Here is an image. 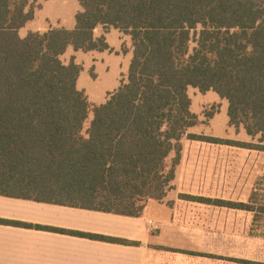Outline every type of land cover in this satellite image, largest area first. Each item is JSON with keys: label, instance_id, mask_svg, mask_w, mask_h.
I'll return each instance as SVG.
<instances>
[{"label": "trees", "instance_id": "16d2710c", "mask_svg": "<svg viewBox=\"0 0 264 264\" xmlns=\"http://www.w3.org/2000/svg\"><path fill=\"white\" fill-rule=\"evenodd\" d=\"M78 1L74 30L22 38L35 17L31 0H0L1 196L139 217L170 189L186 136L234 144L189 134L198 120L190 88L228 101L230 124L264 143V0ZM100 27L129 36L133 58L127 81L94 109L86 131L83 68L62 57L69 48L109 51L106 37L95 36Z\"/></svg>", "mask_w": 264, "mask_h": 264}, {"label": "crops", "instance_id": "0c3cea01", "mask_svg": "<svg viewBox=\"0 0 264 264\" xmlns=\"http://www.w3.org/2000/svg\"><path fill=\"white\" fill-rule=\"evenodd\" d=\"M50 1L44 0L34 20L27 24L29 32L44 34L53 29L74 30L76 16L82 11L80 3L76 0H60L57 3ZM59 4L68 8L64 11ZM64 12L66 15L63 16ZM95 36H105L110 46L109 51L87 52L95 56L98 61L96 63L100 65L99 73L102 74L107 68L103 61L109 64V56L106 54L113 49L119 51L130 37L115 29L106 32L103 27L96 30ZM69 52L74 56V53L80 51L69 48L64 57ZM131 59L132 53L128 54V65ZM69 60H74L82 66L75 58ZM103 64L104 67H101ZM106 71L108 72L107 69ZM111 71L112 78L118 75L117 69ZM190 89L191 111L197 116L200 114L196 111L198 107L196 108L195 100L201 99V104L205 105L224 100L213 91L206 94L199 91L201 96L192 98ZM207 96L209 100H206ZM105 102L106 100H103L101 104ZM188 141L190 142L189 139ZM181 144L184 150L183 140ZM174 155L175 153L167 161L169 169L173 167L176 159ZM223 162V159L218 157L182 155L175 167V179L165 197L162 200L150 199L139 217L0 195V221H3L0 222V264H174V258L168 257L169 252L166 251L174 254L182 252V255L186 254L191 260L198 259L200 264V257L204 256L203 245L205 246L207 239L232 232L225 231L223 223L215 220L218 216L214 210L227 207L213 206V197L207 199L212 195L209 191L213 188L208 187L207 183L200 185L195 182L191 174L204 175L203 177L211 173L221 174L222 170L216 167V164L223 165ZM232 163L230 160L225 164ZM193 179L194 182L190 183ZM239 204L250 205L247 202ZM207 206L209 210L206 209ZM230 209L247 215L254 214L233 207ZM17 223L32 227L19 226ZM48 229L120 239L129 244L108 243ZM238 235L248 236L239 232Z\"/></svg>", "mask_w": 264, "mask_h": 264}, {"label": "rangeland", "instance_id": "374dc122", "mask_svg": "<svg viewBox=\"0 0 264 264\" xmlns=\"http://www.w3.org/2000/svg\"><path fill=\"white\" fill-rule=\"evenodd\" d=\"M43 1L31 0L28 10L34 9L36 14L42 8ZM58 1L60 0H51L50 2L57 3ZM59 5L64 11L65 8H68L62 4ZM29 33L31 32L26 25L25 29L20 31V36L26 38ZM193 38L195 39V36ZM195 45L193 43L191 48H194ZM131 53L133 58L132 40L129 38L123 43L119 51L113 49L106 54L109 56V64L107 61H103V63L107 65L108 72L105 69L102 74L99 73L100 65L98 66L96 63L98 61L93 54L80 51L72 56L69 52L65 57H62V61L66 64L70 63V58H75L83 68L78 88L84 92L90 105L89 118L85 124L86 131L91 126L94 109L102 105L103 100L107 102L109 95L127 81L130 66L128 65V54ZM104 64L101 67H104ZM111 69H117L118 75L112 78ZM190 91L192 98L201 96L199 90L191 88ZM206 100H209V96ZM195 101L196 108L198 107L196 111L200 115L197 116V125L189 130V134L234 143L211 144L196 140L189 142L187 136L183 139L184 150L182 149L183 152L180 157L182 155L189 157L209 156L223 159V165L216 164V167H220L222 170L221 174L214 172L215 174L205 175L207 177L191 174V177L195 178V182L200 183V185L207 183L208 187L213 188L209 191V194L212 193V195L208 196L207 199L213 197L214 200H211L213 206H220L218 203H223V206L228 209L216 208L217 210L214 212L218 217L215 216L217 217L215 220L218 219L223 223L225 231L234 233H224L221 236L212 237L213 239L208 238L205 246L203 245L202 254L204 256L200 257V264H264V154L262 155L256 148H251L264 146V143L261 136L252 137L248 135L243 126L235 127L230 124L228 102L218 100L205 105L201 104V99ZM230 160L233 162L232 164H225ZM192 182L194 179L190 181V183ZM199 188L202 189L203 187ZM241 202L250 203V207L254 209L255 213L247 215L230 209V207L237 206ZM206 209L209 210L208 206ZM238 232L246 233L248 236L242 237L238 235ZM166 252H169L168 257L174 258V264L199 263L198 259L191 260L190 257L185 256L186 254L182 255V252H176L180 254H174L171 251Z\"/></svg>", "mask_w": 264, "mask_h": 264}]
</instances>
